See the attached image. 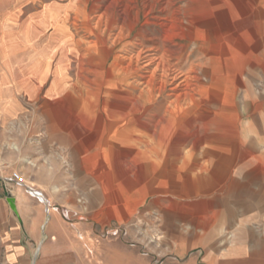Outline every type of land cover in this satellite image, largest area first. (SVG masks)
I'll use <instances>...</instances> for the list:
<instances>
[{"label":"rangeland","instance_id":"374dc122","mask_svg":"<svg viewBox=\"0 0 264 264\" xmlns=\"http://www.w3.org/2000/svg\"><path fill=\"white\" fill-rule=\"evenodd\" d=\"M250 1L256 35L245 67L241 52L232 62H207L204 47L195 43L197 32L187 29L186 0H0V74L18 94L23 118L34 123L32 140L56 151L66 171L71 138L77 164L93 172L94 188L75 191L78 202L89 196L94 203L84 236L89 264L204 258L208 247L183 239L198 241L213 225L215 206L190 193L198 177L214 172L207 167L215 161L237 162L249 149L240 134L248 78L257 96L253 106L264 118V18L257 16L264 15V0ZM107 51L111 58L104 66ZM110 64L151 100L193 91L201 78L208 82L202 76L207 67L222 91L221 109L213 118L188 122L141 106L133 119H124L130 110L115 98ZM49 123L61 127L51 131ZM53 134L62 140L52 141ZM193 149L196 156L189 155Z\"/></svg>","mask_w":264,"mask_h":264},{"label":"crops","instance_id":"0c3cea01","mask_svg":"<svg viewBox=\"0 0 264 264\" xmlns=\"http://www.w3.org/2000/svg\"><path fill=\"white\" fill-rule=\"evenodd\" d=\"M239 1L186 0L187 29L197 32H192L198 36L195 43L204 47L207 62L212 65L232 62L238 52L246 60L252 52L255 6L250 0H241L242 5ZM257 16L259 21L264 18ZM223 23L227 25L225 32L220 30ZM106 55L104 66L111 58L108 51ZM247 61L245 67L249 66ZM108 72L115 98H123L130 110L124 119H133L141 106L163 111L164 118L168 116L171 121L184 116L188 122L201 116L213 118L221 109L222 91L213 85L207 67L202 76L208 82L201 78L193 91L162 93L154 100L147 99L137 85L128 84L125 71H116L110 64ZM3 78L0 74V264H89L88 237L84 236L89 233L88 221L93 220L94 203L89 196L84 203L78 202L75 191L94 188L93 172L89 166L80 168L77 164L79 151L71 138L67 141L72 166L66 171L56 151H48L46 142L41 145L32 140L34 123L23 118L18 94ZM122 86L127 89L120 90ZM253 86L248 78L240 129L241 143L249 149L241 152L237 162L215 161L212 168L207 167L214 172L198 177L190 193L205 197L215 208L213 225L205 227L198 241L183 239L185 244L208 247L204 258L185 264H264V118L253 106L257 98ZM166 101L164 106L162 102ZM48 126L57 131L56 126L61 124ZM53 135L52 141L62 140L60 134ZM198 152L193 149L189 155ZM14 172L21 175V182L13 179ZM224 173L231 176L225 178ZM11 199L16 210L11 207Z\"/></svg>","mask_w":264,"mask_h":264},{"label":"built area","instance_id":"2783aa9c","mask_svg":"<svg viewBox=\"0 0 264 264\" xmlns=\"http://www.w3.org/2000/svg\"><path fill=\"white\" fill-rule=\"evenodd\" d=\"M13 179L16 180V181H19V182L22 181L21 175L16 173V172L13 173Z\"/></svg>","mask_w":264,"mask_h":264},{"label":"water","instance_id":"95a60500","mask_svg":"<svg viewBox=\"0 0 264 264\" xmlns=\"http://www.w3.org/2000/svg\"><path fill=\"white\" fill-rule=\"evenodd\" d=\"M10 204H11L12 209L13 210H16L15 207H14V205H13V200L12 199L10 200Z\"/></svg>","mask_w":264,"mask_h":264},{"label":"bare ground","instance_id":"6f19581e","mask_svg":"<svg viewBox=\"0 0 264 264\" xmlns=\"http://www.w3.org/2000/svg\"><path fill=\"white\" fill-rule=\"evenodd\" d=\"M157 232H158V230H157V229H154V234H153V235H150V237L153 238L154 235H155Z\"/></svg>","mask_w":264,"mask_h":264}]
</instances>
